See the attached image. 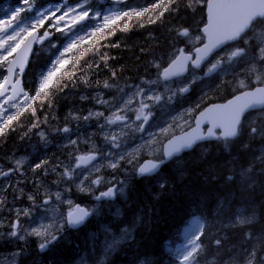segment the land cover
<instances>
[{"label":"trees","instance_id":"16d2710c","mask_svg":"<svg viewBox=\"0 0 264 264\" xmlns=\"http://www.w3.org/2000/svg\"><path fill=\"white\" fill-rule=\"evenodd\" d=\"M156 1L120 2L121 18L117 23L101 28L95 36L87 35L88 42L81 46L84 41L80 40L65 53L63 59L67 62L60 66L61 71L54 77L52 87L32 100V107L12 121L14 127L0 135V161L12 151L24 148L26 143L20 137H32L30 128L35 130L34 124L42 127L48 120L50 125L59 126L68 107H73L80 96L107 87L142 82L148 77L153 63L165 65V59L177 48L176 30H198L204 22V9L195 7L194 0H175L171 4L169 0H163L160 8H154L152 5ZM136 2L141 3L138 6ZM167 4L168 11H163L162 7ZM122 12L128 15H122ZM135 12L142 15L135 16ZM59 40L56 48H35L25 74V79L33 83L29 89L31 96L38 88L41 70L45 66L51 67L50 62L63 47V40ZM230 79L224 80L227 81L226 91H219V97L212 98L230 96L232 89L229 86L233 82L232 79L229 82ZM219 85L220 82L212 83L210 88L217 91ZM239 145L240 140L225 148L209 143L200 152L191 151L184 155L186 160L176 170H172L171 163L163 165L159 175L162 178L157 184L152 183L153 178L134 179L126 203L119 211H113L110 219L105 212L98 218H90L66 242H54L47 251L39 252L33 242L19 243L18 251L22 256L20 254L17 264H68L75 257L85 255L88 260L91 250L95 249L92 254L98 253L97 236L94 235L97 227L113 222L130 226L133 232L130 241L121 245L105 264H175L183 231L195 217L204 224L198 242L202 245L198 264H248L249 259L253 264L257 263L264 245L252 238L259 235L264 240V169L260 170L261 174L254 169V147ZM247 165L252 166L249 175L253 180L243 185L247 179L238 181L233 168ZM160 182H165V187L161 188ZM237 210L247 218H254L255 222L229 226ZM217 240L221 242L219 245ZM253 251L255 256H249Z\"/></svg>","mask_w":264,"mask_h":264},{"label":"rangeland","instance_id":"374dc122","mask_svg":"<svg viewBox=\"0 0 264 264\" xmlns=\"http://www.w3.org/2000/svg\"><path fill=\"white\" fill-rule=\"evenodd\" d=\"M121 1L122 0H98V2L93 3L92 0H87L85 7L89 9L90 16H92L97 11L105 14H111L116 11V6ZM82 2H84V0H34V9L30 10L26 5L23 4V0H20L19 6L15 7V9L24 8V11H27V14L21 15V13L23 12L22 11L20 13V17H18V20L22 21V27L27 26L28 28H30L36 10H52L57 6L63 5L61 6L60 11L56 12L54 16L51 15V11L48 12V16L50 18L45 19L44 23L48 24L42 34L45 31H48L50 35L42 42L43 44L41 43L47 49L56 48L59 45V38H63L64 45L61 48L62 50L59 51L61 52L65 47H67L72 33H76L77 35L83 33L84 38L85 29H88L90 27H99L102 29L104 28L103 16L96 17L95 19L85 18L78 23H72V19L76 16V13H70V15L68 17H65L63 21H60L59 24L56 23L57 17L63 14L68 5L75 7ZM194 4H196V6H194L199 10L205 6V2H201V0H194ZM7 10L8 9L6 8V11ZM13 10L7 11V14L5 16L0 17V20L9 19L10 16L14 14ZM1 11L2 9H0V12ZM79 11L80 9L77 8V13ZM118 21L119 20H116L115 23H117ZM115 23L109 21V25ZM65 25L68 26L66 27ZM38 26L40 25H37V27ZM57 27H60L63 30L57 31ZM11 31L12 30L9 29V32ZM177 32L178 31L176 30L175 37H177ZM261 35H264V26H261L260 28L257 27L252 36L259 37ZM5 36V33L0 32V39L5 38ZM196 36L197 35H191V37H193V40L183 37V40L185 39V43H188L189 45V50H191L195 45L201 42V40L195 41L194 38ZM55 37L57 40L55 39ZM65 38H68V40L66 39L65 41ZM83 41L84 42H82L81 46H83L84 43L88 42L89 38H86V40ZM13 43H15V41H9V44ZM53 45H55L56 47H53ZM7 47L8 45H5V49H7ZM45 48L42 49V51L45 50ZM178 51L179 48L174 50L170 57L173 58V56H175ZM251 56L252 53L250 51L249 56L246 58V60L251 59ZM171 58H169V60H171ZM217 58L218 57H216L215 59ZM215 59L212 62H214ZM9 60L10 59L8 58V61ZM8 61L0 64V74H2V76H4V69ZM236 65H234V67ZM209 66L210 64L208 65V67ZM152 67L155 71L152 74L155 75L160 71L161 68L159 64L155 63L152 65ZM208 67H204V69L206 68L205 72H207ZM225 67H227V65H225ZM249 67L250 65L246 64L245 62H241V64L239 65V80H234V83H230L231 87L229 86L232 89V94L239 89L247 88V84L252 85L264 83V77H261V80L259 81L256 80L257 78H255L260 71L259 65L257 66L256 72H248L246 69ZM163 69L164 68H162V70ZM201 73L202 69L198 71L197 74L190 75L189 81H195L196 88L201 87V84L203 85L209 82L210 75L208 74L206 76H203L201 75ZM213 73H220V75H223L224 72ZM189 81L167 85L161 83V81H159L158 79H152L147 82V88L142 87L144 89V94L141 96L136 95V93L140 89L139 86H137L129 90L128 93H126V87L122 90H117L118 88L106 89L102 91L103 93H100L98 95L87 96L88 99L86 97H80V99L78 98V101L73 107H68L67 110L69 111H67V113L64 115L65 117L61 122V129L50 127V133L46 134L45 132H43V139L40 135L42 131L39 132V137L42 140H39V144L41 145L40 150L46 152L49 149L48 145L43 144L47 141L49 136L58 137L60 143L56 145V149L60 150L59 154H56L55 157L48 155L43 158L45 160H40L38 158L40 157V155L37 154L35 149L28 148L29 152H27V154L22 153L20 155L19 153H11L1 158L0 166L6 167L0 168V173L7 172L9 174L6 176L0 175V240L4 239L5 242H13V244L18 241L19 243H24L30 240L36 243L37 247H40V244L43 243L45 239H50V236H36L30 233L32 229L41 228V226L43 225L45 228H49V231L57 236V239L53 242H57L59 240L63 241L64 239H66V236L68 234L66 230V216L71 210H73L74 201L87 198L89 199V202L85 203L91 204L93 197H96L97 194L106 191V189L108 187H111L113 184H115L118 189L123 188V193L117 191L116 202L113 204H92L90 206L91 210H94L92 218L95 219L99 215L102 205H106L108 209L112 208V212L119 211L120 204L124 203L127 198L129 183L128 179L134 176V171L137 165L144 159H157L161 155V145L163 144V142L171 136L185 131L186 128L191 125L193 115L196 110L206 104V102L204 101L198 106L194 104L180 106V102L182 101L183 97H181V95L177 93V90L181 86H185V84ZM242 81L243 86H241ZM30 82V80H27L28 89ZM0 83H2V77H0ZM139 85L141 87V84ZM218 89L221 90V88ZM173 93H176L175 95L179 97V100H175L172 98ZM147 95H161L162 100L159 103H156L154 100L146 99L145 97ZM129 97L133 98L132 103L128 105L127 109L120 114L125 115L127 117V122L132 123L133 126L142 122V120L138 121L136 119L141 103L149 105L148 108L144 109L145 113H151V115L149 116V120L146 123L144 132L133 131L130 128H123V126L120 124L108 125L106 123V118L111 117L113 113L118 110L117 105H119L121 108H124V101H127ZM2 102L3 100H0V103ZM176 102L178 104H175ZM24 104H27V101L24 102ZM13 110L14 108L10 109V112L12 113ZM158 110L159 112L156 113V111ZM89 113H103V118L102 116L97 117L93 115L87 120L84 119V117L89 116ZM74 116L78 117V119H74ZM246 120L247 125L250 128L252 126H260L264 124V111L257 115H249ZM64 127H68L70 131L68 133L63 132L62 129ZM122 128L123 132L120 138V148L112 149L110 147V144L105 141V136L113 133H120ZM161 129H167V131L163 132L161 131ZM46 135L47 137H45ZM20 138L23 143L30 144L32 142L31 136L27 135L26 137ZM71 140H75L76 143H70ZM202 150L203 146L197 149L198 152ZM254 151H257V149L254 148ZM259 151L260 156H264V144L259 148ZM92 152H95L97 155V160L93 161V163L97 164L98 166H100L101 164L103 165L100 166L99 171L91 170V165H89L76 169V174L72 177V179L62 178L61 174L63 173L65 167L74 166L77 156L87 155ZM54 153H56L55 149ZM101 153H112L113 155H101ZM47 154H49V151L47 152ZM117 154H123L124 159H120L118 167L113 169L108 166V161L110 159H118ZM35 155L37 156L35 157ZM45 155L46 154H44V156ZM185 160V157H183L173 162L171 164L172 170H176V168ZM17 161H22L19 170H17ZM42 161L44 162L42 166L38 169H35L34 171V166L38 163H41ZM233 169V174L235 177H237L238 181L247 179V181L243 182V185H245L244 183H248V181L253 180L252 176L250 177L249 175L250 165L238 166L237 168ZM85 176H87L86 180H84ZM97 177L101 178V183L93 184L92 180L96 179ZM161 178V176L153 178L152 183H159ZM81 180H84V185H80ZM81 187H86L88 190L81 191ZM57 192L60 193V200L56 199L55 194ZM30 196L34 199L30 200ZM45 199H50V203L44 204L43 201ZM25 211L28 212V215L24 214ZM239 218L250 220L251 223L240 224L237 222ZM13 221H16L19 224V235L23 236V239H20L19 237L16 238L11 235V232L13 230ZM254 222V218H245L239 213V210H237V212L231 217V223L229 224V226L239 227L241 225H250ZM2 223L4 226L2 225ZM61 225H63V227H61ZM132 232L133 230L130 226L126 228L118 227L115 230L101 231V236L97 238V243H99L97 255L92 254V252L95 250L93 249L89 254L90 257L88 260L86 259V256H79V258L75 257L68 264H105L118 251L121 245L130 241ZM255 239H258L259 243L261 242L264 245V240L261 239L259 235L252 238V240ZM185 241L186 237L185 235H183V243L177 248H181L182 245H184ZM53 242H51V245H53ZM10 251L12 252V250ZM240 255L241 253L238 252V256ZM19 257L20 254L16 253L14 258L15 260H11L12 263L11 261H7L5 263L15 264L19 260ZM175 264H180V258L178 255L175 258ZM244 264H247V262ZM256 264H264V250L263 253L259 255V260Z\"/></svg>","mask_w":264,"mask_h":264},{"label":"snow or ice","instance_id":"6c2138e0","mask_svg":"<svg viewBox=\"0 0 264 264\" xmlns=\"http://www.w3.org/2000/svg\"><path fill=\"white\" fill-rule=\"evenodd\" d=\"M175 0H169V4L174 3ZM204 2V0H201ZM87 0L76 5L75 7L68 5L66 10L62 15L57 17L56 23L59 24L60 21H63L65 17H68L70 13H76V16L72 19V23H78L85 18L95 19L96 17L103 16L104 19V27H109V21L115 23L116 20L121 18V14L111 13L105 14L102 12H95L92 16L89 14V9L85 7ZM23 4L27 6L28 9H34V0H23ZM163 4V0H157L156 3L152 5V7H159ZM63 6V5H61ZM61 6H57L55 9L49 10H36L35 16L33 18V22L31 23V27L27 26L22 27V21L18 20L20 17V13L24 11V8L14 9L13 13L9 19L0 20V32L6 34L5 38L0 39V64L8 61V57L12 56L13 53H16L21 45H24V52H28L31 50V46L33 43H42L50 33L45 31L42 35H37V25L43 26L45 19L50 18L48 16V12L51 11V15H55L56 12L60 11ZM77 8L80 11L77 13ZM207 10H208V19L207 23L201 29L204 36L207 37V43L203 45L202 48H196V56L193 58L190 54L186 55L184 49L179 50V55L172 61V64L169 65L168 68H164L161 72L159 79L163 81L169 80L176 73L171 69L174 66H179L181 69L183 68V64L186 61H191L193 68H199L206 58V56L215 48L220 47L221 45L234 42L231 44V50L226 52L224 55H218V58L215 59L214 62H209L210 66L207 69L205 75H208L213 72H227V71H236L234 65L241 64V62H245L250 65L246 70L248 72H256L257 66L259 65L260 71L257 75V80H261V77H264V35L259 37H253L252 33L256 30L257 27L264 26V0H207ZM147 11V9H145ZM163 11H168V5H165ZM139 16L142 15L141 12L134 13ZM163 15V12L160 13ZM122 15H128L127 12H122ZM56 26V25H51ZM66 27L68 25H65ZM127 27V24L125 25ZM9 29L12 31L9 32ZM63 29L57 27V31H62ZM102 31L101 28L96 27L94 31L90 33L91 36H95L98 32ZM23 33V35H22ZM177 37H185L188 39H193L191 37L188 29H182L177 32ZM83 38V33L77 35L76 33H72L70 36L67 47L63 49V51L59 52V55L54 57V61L50 62L51 67L45 66L39 74V85L35 90V95L30 97L28 92L23 89H17L16 85H19L20 80L16 79L15 83L12 84V77L18 75L13 71V63H9V67L7 68L8 75L2 76V83H0V96H4L7 91V85H12V95L5 97L2 103H0V135H3L6 130H8L9 125L12 121L16 120L18 116L23 114V111L27 108L32 107V100L41 96V93H44L48 88L52 87L54 77H56L57 73L61 71L60 66L65 64L67 61L63 59L65 53L70 51L73 47L76 46L77 42ZM195 40H202L203 37L197 35ZM9 41H15L13 44H9ZM5 45H8L7 49H5ZM53 47H56L53 45ZM251 51L252 56L251 59L246 58L249 56V52ZM227 65V67H225ZM24 70L23 63L20 64V72L22 73ZM113 75H115L113 73ZM194 82V81H193ZM107 87L108 85L105 84ZM241 86H243V81L241 82ZM189 90L188 86H181L178 89L180 94L186 93ZM22 93V100L17 101V95ZM144 94L143 88H140L136 93L137 96H141ZM176 93H173L175 95ZM148 100H154L156 103H159L162 100L161 95H147L145 97ZM24 101H27V104H24ZM133 101L132 97H129L127 101H124L125 107L121 108L117 105V111L113 113L111 117L106 118V123L108 125L120 124L123 128H130L133 131L144 132V125L148 122L149 116L151 113H145L144 109L148 108V104L141 103L140 109L137 113L136 119L138 121L142 120L141 123L135 124L133 126L132 123L127 122V117L125 115H121L120 113L124 112L127 109V106L130 105ZM257 104H264V88H257L255 91L245 92L241 96L235 97L234 100H231L226 105L217 106V108H209L206 113H201V117L197 118V127H199V123L201 119H211L212 128H209L207 135H192L185 134L183 138H178L177 141H170L169 145L165 147V151L163 157L154 162H149L146 165H141L137 169V175L143 177L145 175L151 176L156 174L160 167L171 160L174 156H179L180 153L186 149H191L197 140H204L210 137H215V139L220 140L223 139L228 141L232 138H237L242 135V116L246 109L250 107H254ZM12 108H20V111H17L15 114L10 112ZM33 115H35V109H33ZM93 115L99 117L102 116L103 113H89V116L84 117V119H89ZM74 119H78V117H73ZM33 127H36L34 124ZM123 128L120 133H113L105 136V141L110 144L112 149L120 148V138L123 132ZM214 128L222 129L220 135H216L213 131ZM63 132L68 133L70 129L68 127H64L62 129ZM161 131L166 132L167 129H161ZM195 132V129L193 130ZM250 134L255 137L257 135L264 136V128H258L256 126H252L249 129ZM41 138H44V134L41 133ZM70 143L75 144V140H71ZM247 148V144L243 145ZM101 155H113L112 153H101ZM118 159L109 160L108 166L115 169L118 167L119 160L124 159L123 154H117ZM262 161H264V156H261ZM97 160V155L95 152L89 153L87 155L77 156L75 159L74 166L65 167L63 173L61 174L62 178L72 179V177L76 174V169L86 167L91 165V170L99 171L100 166L93 163V161ZM131 162V161H129ZM17 170H19L22 161H17ZM44 162L38 163L34 166L35 169H38L42 166ZM9 173H0V175H8ZM87 179V176L84 177V180ZM231 180V177H228ZM84 180L80 181V185H84ZM93 184L101 183V178L97 177L92 180ZM160 187H165V182H160ZM88 190L86 187H81V191ZM117 191L123 193L124 189H116L115 186L109 187L106 191L101 192L95 198L96 200L103 199H111L116 194ZM56 199L60 200V193L57 192ZM30 200H33V197H29ZM44 204H49L50 199H45L43 201ZM94 210H88L84 208L76 207L75 211L70 212L68 214L67 223L70 227H78L81 225L89 216L93 214ZM25 215H28V212H24ZM238 223L246 224L251 223L250 220L239 218ZM51 227V226H49ZM63 227V225H61ZM203 223L198 217L193 218L189 225L184 230V235L186 237V241L181 248L176 250L177 255L180 258V264H198V254L202 250V245L197 243L200 239V235L203 234ZM11 235L14 237H19L23 239V236L19 235L18 225L13 223L12 225ZM36 236H45L50 239H45L43 243L40 244V249L43 251L47 248V245L57 239V236L54 233L49 231V228H45L43 225L41 228L32 229L31 233ZM217 245L221 242L219 240L216 241ZM251 257L255 256V252H251L248 254ZM248 264H253V260L249 259Z\"/></svg>","mask_w":264,"mask_h":264},{"label":"water","instance_id":"95a60500","mask_svg":"<svg viewBox=\"0 0 264 264\" xmlns=\"http://www.w3.org/2000/svg\"><path fill=\"white\" fill-rule=\"evenodd\" d=\"M205 14H206V23H207V19H208L207 3H206ZM203 27H204V26H203ZM203 27H202V28H203ZM202 28H201V29H202ZM201 34H202L203 37H204V43H203V45H204L205 43L208 42V41H207V37L204 36V34H203L202 31H201ZM228 43H232V42H228ZM228 43H225V44L221 45L220 47H217V48L213 49V50H212V51L206 56V58L203 60V62H205V61L207 60V58H208L210 55H212L214 52L218 51L220 48H222L223 46H225V45L228 44ZM33 45H34V43H33L32 46H31V50L28 51V52H26V53L24 52V45H21V48L16 52L15 57H14L13 60L11 61V62H14V63H13V71H14V72H15L16 70L18 71L19 78H20V76L24 73V71H25L26 68H27V65H28L29 59H30L31 54H32ZM203 45H201L199 48H202ZM194 55L196 56V51H194ZM194 58H195V57H194ZM203 62H202V63H203ZM21 63H23V68H24V70H23L22 73L20 72V64H21ZM171 64H172V63H171ZM171 64H170V65H171ZM188 64H189V61L184 62V64H183V68H182V69H181V67H179V66H174L171 70H172L173 72H175L176 74L173 75L169 80H172V79H175V78H178V77L184 76V75L186 74V70H187V65H188ZM8 67H9V65H8ZM8 67H7V68H8ZM168 67H169V66H168ZM168 67H167V68H168ZM195 69H197V68H195ZM7 73H8V72H7ZM12 78H13V77H12ZM12 78H11V79H12ZM19 78H18V79H19ZM169 80H167V81H169ZM7 86H8V85H7ZM7 86H6V87H7ZM16 87H17V89H21V87H20V83H19V85H16ZM256 89H257V88H255V89H253V90H251V91H255ZM251 91H249V92H251ZM243 93H245V92H243ZM243 93H241V94H239V95H237V96H241ZM11 95H12V91H11ZM18 95H19V94H18ZM18 95H17V97H18ZM237 96H235V97H237ZM235 97L232 98V99H230L229 101L234 100ZM229 101H227V102L224 103V104H215V105H210V106L206 107L202 112H200V113L196 116L195 121H194V128H192V129H190L189 131H187V132L181 134L180 136H177V137H174V138L170 139L169 141H167V142L163 145V154H164V151H165V147L169 145L170 141L175 142V141L178 140V138H183V137L185 136V134H192V135H207L209 128H212V127H213L211 119H201V120H200V123H199V127H197V118L201 117V113H206L207 110H208L209 108H213V109H215V108H217V106H222V105H226V104H228ZM261 108H264V104H257V105L254 106V107H250V108L246 109L245 112L250 111V110H257V109H261ZM245 112L243 113V115L245 114ZM205 125L208 126V129H207V131H206V134H203V132H202V127L205 126ZM194 129H195V132L193 131ZM217 130L220 131V133L222 132V129H220V128H214V129H213L214 132L217 131ZM213 139H215V137H210V138H208V139H204V140H197L195 144H197V143H199V142H204V141H208V140H213ZM195 144H194V145H195ZM194 145H193V146H194ZM192 148H193V147H192ZM192 148H191V149H192ZM188 150H190V149H186V150H184V151H182V152H186V151H188ZM182 152H181V153H182ZM181 153H180V154H181ZM174 157H176V156H174ZM149 162H154V161L146 160V161H144L141 165H146V164H148ZM141 165H140V166H141ZM140 166H139V167H140ZM160 168H161V167H160ZM159 170H160V169H159ZM145 176H147V175H145ZM75 209H76V207H75ZM75 209H74V211H75ZM67 219H68V217H67ZM82 224H83V223H82ZM79 226H80V225H79ZM69 227H70V226H69ZM70 228H76V227H70Z\"/></svg>","mask_w":264,"mask_h":264},{"label":"flooded vegetation","instance_id":"af4514ba","mask_svg":"<svg viewBox=\"0 0 264 264\" xmlns=\"http://www.w3.org/2000/svg\"><path fill=\"white\" fill-rule=\"evenodd\" d=\"M226 50V51H225ZM231 49L230 48H226V49H224L219 55H224L226 52H228V51H230ZM205 71L204 70H202V74H203V76H206L205 75ZM212 73H210L209 75H211ZM183 81H185V79H178V80H174V81H172L170 84H177V83H179V82H183ZM182 85H184V84H182ZM185 86H188L189 87V90L184 94V96L186 97V98H188L189 97V95H192L193 94V89L194 88H196V86H195V81L193 82V81H189L188 83H186L185 84ZM177 92H178V90H177ZM244 125V124H243ZM254 140V142H255V144L257 143V138H255V139H253ZM5 246V249H6V254L9 256H12L13 257V255H11L10 253H11V251L10 252H8V249L10 248L11 249V247L13 246V244L11 243V242H6V244L4 245ZM12 250V249H11ZM17 253V252H16ZM12 254H13V252H12ZM11 257V258H12Z\"/></svg>","mask_w":264,"mask_h":264},{"label":"bare ground","instance_id":"6f19581e","mask_svg":"<svg viewBox=\"0 0 264 264\" xmlns=\"http://www.w3.org/2000/svg\"><path fill=\"white\" fill-rule=\"evenodd\" d=\"M144 0H142V2H143ZM200 1V0H199ZM135 2V1H134ZM157 2V1H156ZM139 3H141V2H139ZM139 3H137L136 2V4H138V6H139ZM21 4V3H20ZM144 5V4H143ZM143 5H141V6H143ZM168 5V4H167ZM133 6V5H132ZM140 6V7H141ZM148 6V5H147ZM134 7H136V6H134ZM145 7V6H144ZM161 7V6H160ZM160 7H158V8H160ZM138 8V7H137ZM136 8V9H137ZM146 8H150V7H146ZM162 8H164V7H162ZM168 8H169V5H168ZM200 8V7H199ZM15 9V8H14ZM141 10V9H140ZM143 10V9H142ZM150 10V9H149ZM148 10V11H149ZM8 11V10H7ZM147 12V11H146ZM162 12V11H161ZM136 13V12H135ZM10 15V14H9ZM136 16V15H135ZM201 27V26H200ZM199 30V29H198ZM185 40V39H184ZM193 40V39H192ZM191 41V40H190ZM196 41V40H195ZM192 44V43H191ZM192 46V45H191ZM190 49V48H189ZM226 51V50H225ZM173 56V55H172ZM174 57V56H173ZM171 58V57H170ZM172 59V58H171ZM170 61V60H169ZM259 71V70H258ZM246 72V71H245ZM243 74V73H242ZM147 75V74H146ZM249 76V75H248ZM239 77V76H238ZM255 77V76H254ZM245 78V77H244ZM256 78V77H255ZM230 79V78H229ZM244 80V79H243ZM257 80V79H256ZM231 81V79L229 80V82ZM233 81V80H232ZM246 81V80H245ZM253 81H255V80H253ZM249 82V81H248ZM252 82V81H251ZM226 83H227V81H226ZM238 83V82H237ZM247 83V82H246ZM263 83V82H262ZM132 84V83H131ZM229 84V83H228ZM235 84H236V82H235ZM232 85V84H231ZM248 85V84H247ZM125 86V85H124ZM216 87V86H215ZM231 87V86H230ZM128 88V87H127ZM144 88V87H143ZM147 88V87H146ZM238 88V87H237ZM239 88H241V87H239ZM119 89V88H118ZM117 89V90H118ZM126 90V89H125ZM80 94V93H79ZM229 94V93H228ZM70 97V96H69ZM83 98V97H82ZM85 98V97H84ZM70 99V98H69ZM72 99V98H71ZM74 99V98H73ZM76 99V98H75ZM82 100V99H81ZM86 100V99H85ZM91 100V99H90ZM92 101V100H91ZM71 102V101H70ZM68 104V103H67ZM85 106V105H84ZM96 106V105H95ZM99 106V105H98ZM97 107V106H96ZM164 107V106H163ZM165 108V107H164ZM169 110V109H168ZM77 111H78V109H77ZM85 111V110H84ZM105 112H107V111H105ZM157 112H159V110L158 111H156V113ZM169 112V111H168ZM167 113V112H166ZM165 113V114H166ZM108 114V113H107ZM159 114V113H158ZM172 114V113H171ZM167 115V114H166ZM168 116V115H167ZM171 116V115H170ZM75 117V116H74ZM102 118H103V116H102ZM75 122V121H74ZM40 130L42 131V133L43 132H45L46 134L48 133V131H47V129H46V126L45 125H43L42 127H40ZM29 136V135H28ZM45 137H47V135L45 136ZM42 141V140H41ZM27 154V153H26ZM5 163V162H4ZM254 171V170H253ZM262 171V170H261ZM257 172V171H256ZM260 175V174H259ZM234 177V176H233ZM241 179V178H240ZM242 192V191H241ZM5 208V207H4ZM6 209V208H5ZM1 212V211H0ZM13 213V212H12ZM11 213V214H12ZM11 217V216H10ZM5 219V218H4ZM6 220V219H5ZM2 221V220H1ZM4 223V222H3ZM3 223H2V225H3ZM19 225V224H18ZM4 226V225H3ZM26 231V230H25ZM10 238V237H9ZM17 238V237H16ZM11 239V238H10ZM13 239V238H12ZM15 239V238H14ZM19 239V238H18ZM27 242V241H26ZM12 249H14V247L12 246L11 247ZM248 248V247H247ZM12 252H13V250H12ZM12 252L10 253L11 255H13L12 254ZM17 252V251H16ZM20 254H21V252H20ZM10 256V255H9ZM21 256H22V254H21ZM17 258V257H16ZM15 260V259H14ZM16 262V261H15ZM11 263H12V261H11ZM26 264V263H25Z\"/></svg>","mask_w":264,"mask_h":264}]
</instances>
